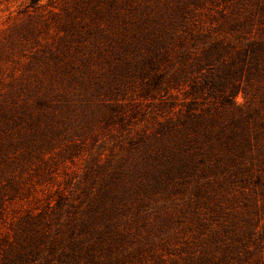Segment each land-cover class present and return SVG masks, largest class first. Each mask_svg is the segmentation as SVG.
<instances>
[{
  "label": "rangeland",
  "instance_id": "rangeland-1",
  "mask_svg": "<svg viewBox=\"0 0 264 264\" xmlns=\"http://www.w3.org/2000/svg\"><path fill=\"white\" fill-rule=\"evenodd\" d=\"M220 41L264 43V0H0V264H43L95 212L100 264H264V75L229 103L192 89ZM222 128L243 157L210 149Z\"/></svg>",
  "mask_w": 264,
  "mask_h": 264
},
{
  "label": "trees",
  "instance_id": "trees-1",
  "mask_svg": "<svg viewBox=\"0 0 264 264\" xmlns=\"http://www.w3.org/2000/svg\"><path fill=\"white\" fill-rule=\"evenodd\" d=\"M39 0H30V4H36ZM158 56V54H156ZM154 55L147 59L148 64L152 69H157L158 58ZM228 56V57H225ZM199 69L202 70L201 78L193 80L192 89L195 93L206 92L208 96L214 98H220L222 103H229L232 101L234 96L241 90L244 92H249L247 85L253 79L264 75V43L263 42H252L243 51H238L236 53L231 52L228 45H223V43L215 42L209 45L203 50L202 57L200 58ZM179 76L165 80V73L157 71L153 76V83L155 87H160L163 83L167 84L169 87L171 84H176L179 81ZM196 101H192L194 103ZM196 113H190L186 119L183 120L182 124L195 127L201 125V120L199 115ZM197 119L195 120L194 118ZM236 125H239L240 121H233ZM175 124L165 123L160 129L161 132L165 133L170 129H174ZM187 129V128H185ZM224 129L219 130L214 133L212 131L206 133L207 140L211 141L210 149L215 146L225 145L231 152L240 154L243 157L246 148L250 146L249 142L236 143L233 138L223 134ZM185 139L181 143H187L188 132H186ZM216 139L217 142L214 141ZM233 140V142H232ZM232 163L237 162V158L233 157L230 159ZM168 171L178 174H194L193 166H190L189 160L183 161L181 163L180 159L169 160ZM176 166H178L176 168ZM241 172L244 169L239 166ZM260 181V178L257 179ZM94 223L100 224L96 218V212L93 213V220L81 226L79 236L76 238L72 234V238L69 243L63 244V242L58 243L49 247V254L53 257H45V262L43 264H50L54 259H57V264H100L101 260L96 258L94 251V244L90 243L86 246L85 254H82V249L84 248V239L82 233H87V236L91 238L97 237L99 240L105 239L106 232L105 229H100L94 225ZM111 225L106 226V229L110 228ZM29 253H19L15 257L7 258L4 264H42L37 263L38 253L31 252L29 257L26 255ZM226 258V256H225ZM104 264H107L103 261ZM102 263V264H103Z\"/></svg>",
  "mask_w": 264,
  "mask_h": 264
}]
</instances>
